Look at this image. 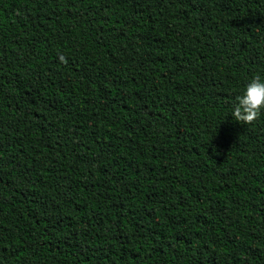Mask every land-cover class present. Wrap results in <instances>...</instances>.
<instances>
[{"label": "trees", "instance_id": "trees-1", "mask_svg": "<svg viewBox=\"0 0 264 264\" xmlns=\"http://www.w3.org/2000/svg\"><path fill=\"white\" fill-rule=\"evenodd\" d=\"M264 0H0V264H264Z\"/></svg>", "mask_w": 264, "mask_h": 264}, {"label": "clouds", "instance_id": "clouds-1", "mask_svg": "<svg viewBox=\"0 0 264 264\" xmlns=\"http://www.w3.org/2000/svg\"><path fill=\"white\" fill-rule=\"evenodd\" d=\"M236 101L232 118L245 125L254 124L264 111V79L254 76Z\"/></svg>", "mask_w": 264, "mask_h": 264}]
</instances>
